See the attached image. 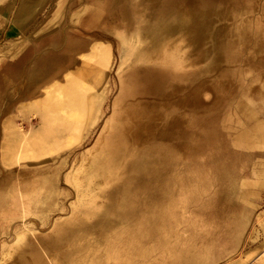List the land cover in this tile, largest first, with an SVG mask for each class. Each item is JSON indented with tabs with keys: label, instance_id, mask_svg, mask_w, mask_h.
<instances>
[{
	"label": "rangeland",
	"instance_id": "374dc122",
	"mask_svg": "<svg viewBox=\"0 0 264 264\" xmlns=\"http://www.w3.org/2000/svg\"><path fill=\"white\" fill-rule=\"evenodd\" d=\"M56 1L20 39L0 40V70L32 53L13 66L31 76L0 71V177L11 170L0 207L18 195L19 180L36 182L28 223L0 208V264H51L40 241L27 250L23 239L15 252L12 244L27 229L54 240L56 220L73 233L61 244L70 258L57 255L62 264H95L106 249L112 264H264V0ZM50 22L61 25L49 47L41 39ZM215 29L216 60L206 44ZM73 39L81 43L74 57ZM35 73L44 88L36 84L37 95L20 100ZM20 124L31 145L15 161ZM125 143L126 154L104 166L107 148Z\"/></svg>",
	"mask_w": 264,
	"mask_h": 264
},
{
	"label": "bare ground",
	"instance_id": "6f19581e",
	"mask_svg": "<svg viewBox=\"0 0 264 264\" xmlns=\"http://www.w3.org/2000/svg\"><path fill=\"white\" fill-rule=\"evenodd\" d=\"M183 22H184V19H183ZM203 23V22H202ZM163 24H161V27H163L162 26ZM202 25V24H201ZM205 25V22H204V24L202 25V26H204ZM167 28H168V26H166ZM217 31L218 30H213V35L212 34H210L209 35V37H208V39H207V43L206 44H208V42H209V56L210 57H213L215 54V51L217 50V48H218V42H216V40L214 39V34L215 33H217ZM156 39H154L153 41H155ZM136 41V40H135ZM73 44H72V46L68 49V54H70L71 53V55L73 56L74 54H77V52H79V48H81V43H80V41L79 40H77V39H73ZM156 42H157V40H156ZM162 42H165V43H167L165 40H162L161 41V43ZM160 43V42H159ZM156 44V43H155ZM160 45V44H159ZM157 46V47H160V46ZM165 45V44H164ZM167 45V44H166ZM156 47V45H155V48H157ZM171 46H169V48H170ZM174 47V46H173ZM167 49V48H166ZM154 50V49H153ZM155 50H159V49H155ZM165 51V50H164ZM206 52V51H205ZM207 53V52H206ZM213 55V56H212ZM69 56V55H68ZM154 56V55H153ZM70 57V56H69ZM74 57V56H73ZM72 57V58H73ZM214 58V57H213ZM69 59H71V58H69ZM74 59V58H73ZM214 60H216L215 58H214ZM131 62H132V60H131ZM139 62V61H138ZM141 62V61H140ZM70 63H72V62H70ZM147 63V62H146ZM135 64V63H134ZM141 64V63H140ZM142 65V64H141ZM157 71V70H156ZM138 72V71H137ZM52 75V74H51ZM129 75V74H128ZM133 75V74H132ZM58 77V76H57ZM50 78V77H49ZM128 78V77H127ZM157 83H159V81L157 82ZM124 85V84H123ZM177 86V85H176ZM35 88H36V86H35ZM34 88V89H35ZM121 89H123L122 88V85H121ZM144 89V88H143ZM36 90V89H35ZM37 90H38V88H37ZM36 90V91H37ZM36 91H34L33 89H32V93H34V94H32V93H30V94H28V96L29 97H34V96H36L37 94L35 93ZM140 91V90H139ZM145 91V90H144ZM28 93V92H27ZM138 93V92H137ZM145 93H147V92H145ZM144 94V93H143ZM160 94V93H159ZM170 95V94H169ZM23 96H25V95H22V97ZM126 96V95H125ZM137 96V95H136ZM21 97V98H22ZM26 97H27V95H26ZM142 96H140V97H138V98H141ZM144 97H148V95L146 96H144ZM20 98V99H21ZM136 99V98H135ZM135 99H132V100H134V102H135ZM131 100V101H132ZM139 100V99H138ZM127 101V100H126ZM140 101V100H139ZM148 101H149V99H148ZM148 101H147V103H148ZM142 102V104H141V106L143 105H147V104H143V102H144V100H142L141 101ZM146 102V101H145ZM140 103V102H139ZM155 103V102H154ZM116 105H118L117 103H115ZM149 104H153L152 102L151 103H149ZM115 105V106H116ZM134 105V104H133ZM138 105V104H137ZM154 105V104H153ZM153 105H151V107H153ZM166 105V104H165ZM142 106V107H143ZM147 106H149V105H147ZM129 107H131V106H129ZM141 107V108H142ZM145 107V106H144ZM144 107H143V111H144V113H145V109H144ZM150 108V107H149ZM10 109V108H9ZM8 109V110H9ZM114 109H115V107H114ZM132 109V108H131ZM136 109H137V107H136ZM139 109H140V107H139ZM116 110V109H115ZM133 110V109H132ZM135 110V109H134ZM131 111V110H130ZM114 112V111H113ZM136 112V111H135ZM148 112H149V110H148ZM140 113H142V112H140ZM127 114H129V113H127ZM125 115V114H124ZM160 115V114H159ZM113 116V115H112ZM130 116V115H129ZM151 116V115H150ZM66 117V116H65ZM71 117H73L72 116V114H71ZM135 117V116H134ZM146 117V116H145ZM111 118H113V117H111ZM128 118V117H127ZM136 118V117H135ZM65 119V118H64ZM114 119V118H113ZM132 119H133V117H132ZM131 119V120H132ZM141 117L138 119L139 121H137V122H140L141 120ZM150 119H151V117H150ZM66 120V119H65ZM173 120H175V118L173 119ZM114 121V120H113ZM116 121H117V119H116ZM115 121V122H116ZM130 121V120H129ZM172 121V120H171ZM174 122V121H173ZM172 122V123H173ZM65 123V122H64ZM109 123V122H108ZM112 123H114V122H112ZM118 123V122H117ZM125 123V122H124ZM150 123V122H149ZM67 124V123H66ZM116 124V123H115ZM135 124H137L136 123V121H135V123H134V125ZM71 125V124H70ZM106 125V124H105ZM120 125V124H119ZM118 125V126H119ZM123 126V125H122ZM125 126V125H124ZM136 126V125H135ZM143 126V125H142ZM142 126L140 127V128H142ZM149 125H147V126H145V127H148ZM68 127V126H67ZM108 127H109V124H108ZM114 127V126H113ZM121 127V126H120ZM155 127V126H154ZM164 127V126H163ZM65 128H66V126H65ZM104 128V127H103ZM137 128V127H136ZM140 128H138V129H140ZM15 129H17V132H18V134H17V139H15V140H13L12 142H11V144H12V146H13V151H14V156H15V161L17 160H19L20 158H21V154L23 153V152H25L26 150H28L29 149V146L31 145V139H30V137H29V134L25 131V129H24V127H23V125H17V127L15 128ZM108 129V128H107ZM114 129H116L115 127H114ZM128 129V128H127ZM148 130L149 129H151V124H150V127H148L147 128ZM63 130V129H62ZM104 130V129H103ZM143 130H145V128L143 129ZM169 130V129H168ZM64 131V130H63ZM106 131V130H105ZM116 131V130H115ZM139 131V130H138ZM137 131V132H138ZM153 131V130H152ZM160 131H161V129H160ZM159 131V132H160ZM164 131V130H163ZM65 132V131H64ZM64 132L62 133V134H64ZM103 132V131H102ZM101 132V133H102ZM108 132V131H107ZM122 132V131H121ZM124 132V131H123ZM159 132L157 133V134H159ZM165 132H167L168 133V131H165ZM66 134V133H65ZM104 134V133H103ZM110 134V133H109ZM122 134V133H121ZM128 134V133H127ZM147 134V133H146ZM153 134V133H152ZM165 134V133H164ZM102 135V134H101ZM101 135L99 136V137H101ZM115 135V134H114ZM123 135V134H122ZM132 135V134H131ZM59 136H61L60 134H59ZM66 137H68V140L70 139V137H71V135H65ZM104 136V135H103ZM117 136V135H116ZM119 136H121V135H118L117 137H119ZM125 136V135H124ZM145 136V135H144ZM147 136V135H146ZM153 136V135H152ZM152 136H150V137H152ZM159 136V135H158ZM112 137H113V135H112ZM115 137V136H114ZM132 137V136H131ZM32 138V137H31ZM103 138V137H102ZM121 138V137H120ZM133 138V137H132ZM135 138V137H134ZM142 138H143V136H142ZM103 139H105V138H103ZM113 139V138H112ZM118 139V138H117ZM116 139V140H117ZM136 139H138V138H136ZM141 139V138H140ZM108 140V139H107ZM106 140V141H107ZM115 140V139H114ZM121 140V139H120ZM148 140V139H147ZM150 140V139H149ZM100 141V140H99ZM98 141V142H99ZM126 141V138L124 139V141H122V142H125ZM140 141V140H139ZM141 141H142V139H141ZM102 142H103V140H102ZM101 142V143H102ZM109 142V141H108ZM114 142V141H113ZM121 142V141H120ZM121 142V143H122ZM116 143V142H115ZM109 144V143H108ZM113 144L114 143H112L111 144V146H113ZM106 145V144H105ZM116 146V145H115ZM115 146H113V147H115ZM95 147H96V145H95ZM100 147H101V145H100ZM106 147V146H105ZM105 147H103V148H105ZM118 147V146H117ZM119 147H121L120 145H119ZM118 147V148H119ZM14 148H15V150H14ZM102 147H101V150L103 149ZM112 148V147H111ZM110 147H108L107 148V150H108V152H109V154H107V157L104 159V163H102V161L100 162L99 160L100 159H98L99 157H101L102 156V153L101 154H99L94 160H97L95 163H93L94 165L96 164V165H98V164H104V166H111L112 164L111 163H113L114 162V159H115V157H118L119 155H121L122 153H124V154H126V152H124L123 150H126V143H125V145L123 146V147H121L122 148V151L120 150V149H116V148H114V149H111ZM100 151V150H99ZM70 152V151H69ZM74 152V151H73ZM107 152V153H108ZM68 153V152H67ZM60 168H62V166L60 167ZM117 168H119L120 170H123V168H124V166H122V165H120L119 167H117ZM119 169L117 170V171H119ZM5 171H6V173H5V176L4 177H0V194L3 196V188L5 189V187L6 186H4L5 185V183H4V179H6L7 180V177H6V175L7 174H10L11 173V170L10 169H7V168H5L4 169ZM59 173V172H58ZM58 173H56L57 175H58ZM108 173L109 174H112V170H110V169H108ZM55 174V175H56ZM73 175V174H72ZM59 176V175H58ZM70 176V175H69ZM57 177V176H56ZM53 178H54V176H53ZM52 177H51V179H53ZM59 180V179H58ZM57 180V181H58ZM103 180V179H102ZM39 181H41V180H39ZM44 181L45 182H48V181H46L45 179H44ZM59 182V181H58ZM38 184H40L39 182H37ZM53 183V181H51V184ZM60 183V182H59ZM54 184H56V183H54ZM54 184H52V186L50 185V184H48V185H46V186H48V187H50V188H53V186H54ZM36 185V182L35 181H28V180H19V182H17V184H16V186L15 187H13V190H14V188H16V190H18V197L16 196V195H13V196H10V198H9V200H7V202H5V207H4V201H2L1 202V209H2V211H4V209L5 208H7L5 211L6 212H8L9 213V217L13 214L14 216H13V218L14 217H17V215L19 214L20 216H21V219L23 218V220H25V223L27 222L28 223V220L30 219L29 217H28V210H27V206H26V203H27V195H29L30 194V190H32V188L34 187ZM40 185H42V184H40ZM45 185V184H44ZM57 185V184H56ZM96 185V184H95ZM94 185V186H95ZM39 186V185H38ZM90 186V185H89ZM97 186V185H96ZM41 187V186H40ZM57 187V186H56ZM36 188V187H35ZM44 188H45V186H44ZM92 188V187H91ZM48 189V188H47ZM46 189V190H47ZM88 189H90V187L88 188ZM12 190V191H13ZM49 190V189H48ZM47 190V191H48ZM28 191V192H27ZM53 191V190H52ZM50 193H51V191H50ZM9 196V195H8ZM1 197V196H0ZM5 197V196H4ZM7 197V196H6ZM0 199H2V198H0ZM19 204H20V207H18L19 206ZM73 205V204H72ZM77 207V206H76ZM47 211V210H46ZM47 213V212H46ZM88 213V212H87ZM11 214V215H10ZM84 214V213H83ZM16 215V216H15ZM47 215V214H46ZM75 215V214H74ZM90 217H92V214H87L86 215V219L88 220H90ZM78 219H81L80 217H77ZM41 223H42V225L43 226H45V228L46 227H48V226H50L51 225V223H52V220H51V218H50V215L49 216H47V217H42L41 218ZM100 223V222H99ZM66 224V223H65ZM65 224L63 225V222H58L57 220L54 222V226H53V230H52V233L54 232H56V236H55V238H54V240H52V241H48V239H50V238H52V237H49L50 235L49 234H45V236H42L41 237V235L40 234H37V233H33L32 235H28V232H27V230H29V229H27L26 231H25V233H19L18 234V238L16 239V241L12 244V247H13V249H14V252L15 251H17L21 246H15L14 244H19V242H21L23 239H25V241L23 242V244H22V247L21 248H24V247H26L27 248V250H30V249H36L37 248V245H36V242H38V241H40L41 242V245H42V247L49 253V257H50V260L49 261H51V264H62V262L60 261V259L58 260L57 259V255H59V257H61L62 255H63V257L67 260L68 258H70V256L69 255H66V250L64 249L65 247H66V245H65V247H63V249L65 250V252H64V250L63 249H61V244L62 243H64L65 241H67L68 239H71L72 237V234L73 233H71L70 232V230H66V226H65ZM80 224V223H79ZM92 223H90V225H91ZM79 229H82V232H86V233H91V231L89 230L90 229V227L88 228V226H84V227H81V228H79ZM97 229V228H96ZM30 231V230H29ZM74 232V231H73ZM81 232V231H80ZM79 232V233H80ZM92 233H93V231H92ZM91 233V234H92ZM78 235V234H77ZM88 235L86 234V237H87ZM77 237V236H76ZM95 239V238H94ZM65 240V241H64ZM76 240V239H75ZM88 240V238H85V235L83 234V235H80V237H79V239H78V242L80 243V242H82V241H87ZM70 242V241H69ZM77 242V243H78ZM66 243V242H65ZM72 243V242H71ZM69 244V243H68ZM81 244V243H80ZM83 244V243H82ZM71 245V244H70ZM67 247H68V245H67ZM91 247V246H90ZM69 248V247H68ZM79 248V247H78ZM7 249V248H6ZM80 249V248H79ZM92 249V248H91ZM44 250V251H45ZM68 250V249H67ZM78 250V249H77ZM81 250V249H80ZM80 250H78V252L80 251ZM90 251H92V250H90ZM112 251V249L110 250V249H106L105 250V252L104 253H102V254H96V255H94V257L92 258L94 261L96 260V259H103L104 258V260H102V261H97L95 264H112L111 262H113V260L111 259V254L109 253V252H111ZM9 252H12V251H9ZM25 251H23V253H24ZM46 252V253H47ZM62 252H64L65 254H63ZM6 253V252H5ZM89 253V252H88ZM72 254H75V253H72ZM27 256H29V255H27ZM75 256V255H74ZM29 258V257H28ZM115 258H117V257H115ZM15 261V260H14ZM0 263H1V261H0ZM10 264H15V263H10ZM21 264V263H20ZM65 264H68V262L66 261V263ZM90 264H94V262L93 263H91V261H90ZM114 264V263H113Z\"/></svg>",
	"mask_w": 264,
	"mask_h": 264
},
{
	"label": "crops",
	"instance_id": "0c3cea01",
	"mask_svg": "<svg viewBox=\"0 0 264 264\" xmlns=\"http://www.w3.org/2000/svg\"><path fill=\"white\" fill-rule=\"evenodd\" d=\"M26 1H29V0H18L17 2L14 1V4L13 3H8V5H6L5 3V0L0 3V40H12L14 41V39H20V37H22V35H24V32L25 30L31 25V23L36 20V18L49 6L50 2L52 0H47V3L45 4L44 7L40 8V2H35V4L31 7V4H29V6L27 7V9L25 10L23 5H28V3H26ZM56 1V0H55ZM56 2H59V1H56ZM9 4H12V5H9ZM80 15L81 13H75V15ZM50 20V17L47 18V22ZM55 24V23H53ZM53 24L50 22L49 26H48V30L44 31V32H52L51 34H48V37L45 38L44 40L41 39V41H43L42 43H46L45 41H47V45H49L50 47V43H49V40L50 39L49 37L54 35L55 32H57V28L56 27H59L61 24L59 23L57 26H53ZM48 25V23L46 24ZM45 25V26H46ZM66 25V24H65ZM74 26V25H72ZM67 27V26H66ZM65 27V29L67 30V28ZM76 27H78V25H76ZM79 27L82 28L81 25H79ZM41 41H38L36 42V45L37 47L42 45L40 42ZM34 49H36V47L34 46ZM31 51L28 50L24 56H23V60H17L15 57V59L11 58V59H8V61L5 62V65L2 66V69L6 70V68L8 69V67H12L10 68L11 70V73L13 75H16L15 77H18L19 75L21 76H24L26 77V75H29L31 76L32 75V72L30 73L29 70L27 69L25 71V68L23 69V71H17L16 69L13 68V66H16L18 69H20V63L23 64V66L26 65V61L29 60V57L31 56L32 53H30ZM33 52H36V50H33ZM36 55H34V57H36ZM37 58V57H36ZM36 59L34 58V61ZM3 61V60H2ZM22 61V62H20ZM30 61V60H29ZM25 64V65H24ZM2 69L0 70L2 72ZM7 71V70H6ZM48 71V70H47ZM57 71V70H55ZM20 72V73H19ZM36 72V71H35ZM40 75L42 76V73H44L46 76H47V81H49V76H50V72H46L45 70H40ZM62 70H58L57 73L59 75V73H61ZM64 71L61 73L63 74ZM60 74V75H61ZM18 75V76H17ZM34 75H37V77H35L33 80H32V89L34 90V86L37 84V85H41V88H44V86H42V80H39L40 77H39V74L38 73H35ZM57 77V76H56ZM62 77V76H61ZM15 80L16 78H14L13 82H12V88H11V91L14 90L15 92V86H14V83H15ZM1 82V81H0ZM5 83L7 84L8 81L5 79ZM46 83V82H45ZM48 84V83H47ZM7 86V85H6ZM38 86V87H39ZM5 91H4V88L3 90H1L2 92V95H1V99H2V96H4V100H6V95L9 91V88L8 87H5ZM39 91V88L38 90ZM7 92V93H6ZM29 91L27 90L23 95V96L20 100H26L28 99V93ZM5 93V94H3ZM16 94V93H15ZM27 95V97H26ZM12 97V96H11ZM18 97H21V96H18ZM12 99H14V97H12ZM264 135V133H263Z\"/></svg>",
	"mask_w": 264,
	"mask_h": 264
}]
</instances>
